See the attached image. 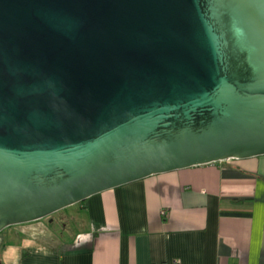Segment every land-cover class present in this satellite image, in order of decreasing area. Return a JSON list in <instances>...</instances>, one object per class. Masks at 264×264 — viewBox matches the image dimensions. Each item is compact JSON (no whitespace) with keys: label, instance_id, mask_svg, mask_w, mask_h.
I'll use <instances>...</instances> for the list:
<instances>
[{"label":"water","instance_id":"obj_1","mask_svg":"<svg viewBox=\"0 0 264 264\" xmlns=\"http://www.w3.org/2000/svg\"><path fill=\"white\" fill-rule=\"evenodd\" d=\"M263 154L264 0H0V233Z\"/></svg>","mask_w":264,"mask_h":264},{"label":"crops","instance_id":"obj_2","mask_svg":"<svg viewBox=\"0 0 264 264\" xmlns=\"http://www.w3.org/2000/svg\"><path fill=\"white\" fill-rule=\"evenodd\" d=\"M72 206L69 219L9 229L1 264H264V154L153 174Z\"/></svg>","mask_w":264,"mask_h":264},{"label":"rangeland","instance_id":"obj_3","mask_svg":"<svg viewBox=\"0 0 264 264\" xmlns=\"http://www.w3.org/2000/svg\"><path fill=\"white\" fill-rule=\"evenodd\" d=\"M78 204V203H76ZM74 205V204H73ZM70 207H73L72 205L68 206V207H65L55 213H53L51 216H56L57 219H61V220H64V215H66L67 213H69V210L72 209L73 212H75L74 208H70ZM76 213H78L79 215L81 214V211H76ZM78 214H76L73 218H72V222L70 223V228H71V231H76V230H80L81 226L79 225L80 221L78 220V217L77 216ZM68 215V214H67ZM65 219H69V218H65ZM17 225H13V226H9V227H6L0 234L2 236L5 237V241H4V244L5 242L8 240L7 238V231L9 229H12L13 227H15ZM2 246H3V243H2ZM0 264H1V255H0Z\"/></svg>","mask_w":264,"mask_h":264}]
</instances>
